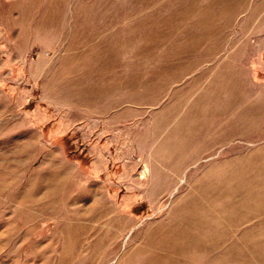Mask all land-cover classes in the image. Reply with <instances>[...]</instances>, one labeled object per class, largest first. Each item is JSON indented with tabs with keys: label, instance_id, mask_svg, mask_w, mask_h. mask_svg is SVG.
Listing matches in <instances>:
<instances>
[{
	"label": "rangeland",
	"instance_id": "374dc122",
	"mask_svg": "<svg viewBox=\"0 0 264 264\" xmlns=\"http://www.w3.org/2000/svg\"><path fill=\"white\" fill-rule=\"evenodd\" d=\"M0 264H264V0H0Z\"/></svg>",
	"mask_w": 264,
	"mask_h": 264
},
{
	"label": "bare ground",
	"instance_id": "6f19581e",
	"mask_svg": "<svg viewBox=\"0 0 264 264\" xmlns=\"http://www.w3.org/2000/svg\"><path fill=\"white\" fill-rule=\"evenodd\" d=\"M253 109V108H252ZM247 115V114H246ZM245 121V120H244ZM251 121V120H250ZM241 124V123H240ZM202 125H203V123H202ZM232 125V124H231ZM228 126V125H227ZM238 127V126H237ZM243 128V127H242ZM239 129V128H238ZM227 133V132H226ZM238 133V132H237ZM160 186V185H159ZM194 197V196H193ZM199 199H201V197L199 198ZM200 203V202H199ZM196 205V204H195ZM205 205V204H204ZM201 206V205H200ZM202 207V206H201ZM192 208H194V207H192ZM190 209H191V207H190ZM205 209V208H204ZM194 210V209H193ZM203 210V209H202ZM201 210V211H202ZM196 211H198V210H195V211H192L191 213L193 214V212H196ZM200 211V210H199ZM197 212L198 214L201 212ZM196 214V213H195ZM195 217V216H194ZM192 218H193V215H192ZM188 219V218H187ZM189 220H190V217H189ZM188 221V220H187ZM190 222V221H189ZM189 222H188V224H189ZM186 224H187V222H186ZM197 224V223H196ZM196 230V229H195ZM191 233V232H190ZM199 234V233H198ZM187 235V234H186ZM190 237V236H189ZM192 237V236H191ZM199 240V239H198ZM208 253V252H207Z\"/></svg>",
	"mask_w": 264,
	"mask_h": 264
}]
</instances>
